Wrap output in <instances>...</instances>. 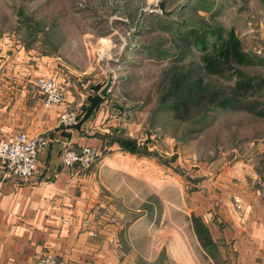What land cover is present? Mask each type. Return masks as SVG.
Wrapping results in <instances>:
<instances>
[{
    "label": "rangeland",
    "instance_id": "rangeland-1",
    "mask_svg": "<svg viewBox=\"0 0 264 264\" xmlns=\"http://www.w3.org/2000/svg\"><path fill=\"white\" fill-rule=\"evenodd\" d=\"M217 27L225 42L231 43L230 37L240 42L245 56L238 61L243 63L225 62L217 69L220 74L205 72L199 78L198 67L203 66L206 54L227 58L228 53L223 54L211 35ZM9 36L38 52L60 53L80 72L79 79L91 85L104 88L112 78L116 92L106 106L116 113L127 111L126 116L132 118L126 119L130 126L116 129H136L132 135L125 130L117 135L123 146L137 150L132 153L119 145L120 155L136 159V169L144 171L140 181L117 175L102 179L101 175L111 191L101 185L100 198L103 191L111 192L113 206L121 207L125 215L120 247L124 248L126 236L140 254L155 258L156 264L166 260V249L171 250V262L203 253L207 254L203 264H232L230 256L237 252L225 242L228 236L221 229L229 219L223 221L222 213L229 210L241 222L245 205L236 200L239 189L264 196V2L0 0V39ZM237 72L256 83L250 90L252 96L217 107L224 98L214 97L213 87L232 85ZM197 79L207 91L202 105L192 99L187 103L190 109L178 110L174 101L184 95L186 87H197L192 84ZM176 81L180 90L171 97L170 87ZM56 111L58 124L59 116L68 112L76 114L75 126L80 121L78 112L65 107ZM23 134L48 141L43 135ZM94 149L98 160L81 170L105 157V151ZM4 174L3 179L8 177ZM136 222L135 232V228L127 229ZM44 255L64 262L49 253L38 257Z\"/></svg>",
    "mask_w": 264,
    "mask_h": 264
},
{
    "label": "crops",
    "instance_id": "crops-1",
    "mask_svg": "<svg viewBox=\"0 0 264 264\" xmlns=\"http://www.w3.org/2000/svg\"><path fill=\"white\" fill-rule=\"evenodd\" d=\"M13 38L0 39V140L22 132L43 135L48 146L38 153L37 171L32 178L3 179L0 170V264H33L45 253L66 264H156L155 258L140 254L126 236L123 240L127 244L120 247L125 215L121 207L113 206L111 192L103 191L101 198L99 194L101 185L103 190L111 191L103 177L117 175L140 181L144 174L141 168L136 169V159L120 155L118 136L124 130L131 134L136 129H116L130 126L126 119L132 118L126 116L130 114L127 111L116 113V109L106 106V100L116 92L114 84L101 96V84L79 79L80 72L60 53L38 52ZM40 76L53 77L60 83L65 96L63 107L80 114L76 126H60L58 112L44 108L34 85ZM96 96L101 103L89 109ZM83 146L105 151V157L88 170L63 166L62 152ZM238 199L245 205L241 222L229 210L221 216L223 221L229 219L221 229L223 236H228L225 242L237 252L230 256L232 264H264V196L239 189ZM138 223L125 228H135V232ZM151 225H146L147 231ZM169 252L166 249V260L161 264H170ZM182 257L171 264H201L207 254Z\"/></svg>",
    "mask_w": 264,
    "mask_h": 264
},
{
    "label": "built area",
    "instance_id": "built-area-1",
    "mask_svg": "<svg viewBox=\"0 0 264 264\" xmlns=\"http://www.w3.org/2000/svg\"><path fill=\"white\" fill-rule=\"evenodd\" d=\"M35 87L43 97V106L46 109L57 110L63 108L65 97L61 86L52 78L37 77ZM65 112V111H64ZM59 124L73 127L76 124V114L68 112L59 116ZM48 146V141L43 137H29L23 133L10 135L0 140V168L4 175L18 179L28 180L37 171V155L39 151ZM98 152L88 146L80 149H66L61 155V163L65 167H78L86 169L98 160ZM33 264H65L44 255L37 257Z\"/></svg>",
    "mask_w": 264,
    "mask_h": 264
},
{
    "label": "trees",
    "instance_id": "trees-1",
    "mask_svg": "<svg viewBox=\"0 0 264 264\" xmlns=\"http://www.w3.org/2000/svg\"><path fill=\"white\" fill-rule=\"evenodd\" d=\"M211 35H214L216 37V42H218L220 44L221 50L224 49L223 54L226 55L228 53V55H227L226 59L224 57L222 59H220L217 56H209L208 57V55L206 54L205 58L203 60V66L198 67L197 76L199 78H201L204 74H206L205 72H207L210 75L220 74V72H218L216 74L217 69L219 68V66H221L225 62H227L229 64L238 63V65H241L243 62L239 63L240 61H238V60H239V58L241 59L243 56H245L244 51L242 49L243 47H241L240 42L235 38L233 39L232 37H230L233 40L231 43L225 42L223 31L221 29H219L218 27L215 29V31L211 32ZM229 36H233V33ZM202 38H203V35L199 36L200 43L203 42ZM192 43L195 45L196 41H193ZM224 45H226V46H224ZM218 54L222 55V53H220V52H218ZM244 62H248V61H244ZM236 77H237V80L232 85H228V86L221 85L219 88L213 87V89H212L213 96L216 98H224V99L218 100V103L216 105L217 107L225 108L229 104L233 103L232 101H234L236 99H238V100L239 99H245V98H248L249 96H252L253 92L250 93V90L253 91V89L256 86V83L253 82V79L245 76L241 72H237ZM177 82L178 81H176L174 83L175 85L173 87H170L171 97H173V95L180 90L178 88L179 83L177 84ZM192 84H197V87H195L193 85L186 87L183 91L184 95H182L181 98H179L176 101L173 100L174 102H176V103H174L173 106L177 107L178 110H180L181 108H184L185 106L186 107L184 110L190 109L191 106L187 105V103H189V101L192 99H195L196 103H199L202 105L203 102L201 103V100L207 92L206 87L202 85V81L200 79H197L196 81L192 82ZM189 91H193L194 94H192V96H191L189 94ZM225 96H229L230 99L225 98ZM100 103H101L100 98L98 96H96L95 99L91 102L89 109L90 108L93 109V108L97 107ZM87 110H88V108H87ZM212 110L213 109H210L209 112H211ZM198 123H197V125H198ZM201 123H199V125ZM194 133H195V131H194ZM116 142L118 145L121 146V148L123 150L126 149L128 151H131L132 153H135L137 151L132 146L131 147H126L125 145L123 146L119 139Z\"/></svg>",
    "mask_w": 264,
    "mask_h": 264
},
{
    "label": "water",
    "instance_id": "water-1",
    "mask_svg": "<svg viewBox=\"0 0 264 264\" xmlns=\"http://www.w3.org/2000/svg\"><path fill=\"white\" fill-rule=\"evenodd\" d=\"M165 14H166V15H169V14H172V12H170V13H165ZM112 85H113L112 78L109 77V79H108L106 85H105L104 88L101 90V93H100L101 96H105V95L110 91Z\"/></svg>",
    "mask_w": 264,
    "mask_h": 264
}]
</instances>
